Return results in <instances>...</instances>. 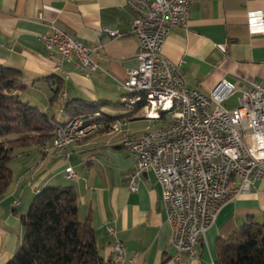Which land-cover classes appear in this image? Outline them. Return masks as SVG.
I'll list each match as a JSON object with an SVG mask.
<instances>
[{"label": "crops", "instance_id": "obj_1", "mask_svg": "<svg viewBox=\"0 0 264 264\" xmlns=\"http://www.w3.org/2000/svg\"><path fill=\"white\" fill-rule=\"evenodd\" d=\"M256 9H264V0H192L187 27L172 29L161 53L177 66L189 87L208 94L222 80L233 85L235 92L222 102L224 107L233 108L241 91L248 90L252 82L264 90V33L252 34L246 24V13ZM133 18L125 0H0V64L20 70V79L27 87L19 97L30 89L26 102L54 120L57 110L69 114L63 121L55 120L57 123L71 118L64 107L67 101L117 103L101 108L109 122H98L99 130L70 144L67 158L53 150L44 153L38 144L15 150L13 180L0 197V212L6 219L21 207L22 216L36 190L72 185L77 217L88 219L94 228L103 264H110L114 239L107 232L110 225L124 245V264H213L218 238L229 237L249 219L264 224V175L252 189L222 205L205 240L196 246V258L185 253L173 258L175 250L159 184L151 171L137 173L129 152L119 144L124 123H117V119L127 120L125 131L135 134L146 131L151 123L142 111L139 114L120 103L126 93L121 83L127 71L138 66V43L130 34ZM49 21L85 45L98 47L101 58L94 60L100 69L85 76L73 62H66L62 65L66 76L56 73L40 39V34L48 31ZM104 26L125 35L111 37L102 31ZM56 86L59 92L51 99ZM44 141L51 143L52 138ZM69 166L75 174L72 177L65 170ZM14 245L11 236L0 240V262L10 258H4L1 249L11 252Z\"/></svg>", "mask_w": 264, "mask_h": 264}, {"label": "built area", "instance_id": "obj_2", "mask_svg": "<svg viewBox=\"0 0 264 264\" xmlns=\"http://www.w3.org/2000/svg\"><path fill=\"white\" fill-rule=\"evenodd\" d=\"M191 2L125 0V6L134 13L130 34L138 43V66L127 71L121 87L150 88L151 94L161 99V106H154V101L141 95H122L123 107L125 100L140 99V107L125 108L144 111L152 125L135 134L125 131L127 120L117 119V123H124L119 144L129 152L137 173L151 171L159 184L174 259L183 253L196 258V246L205 240L222 205L252 189L264 175V90L252 82L248 90L241 91L237 105L226 108L222 102L235 92L233 85L222 80L208 94L189 87L177 66L161 53L171 30L187 27ZM246 24L250 33H264V9L249 10ZM47 27L40 39L56 73L66 76L62 70L66 62H73L85 76L100 69L94 60L101 58L98 47L85 45L54 21ZM102 31L111 37L125 35L105 26ZM158 108H167V115L149 119V111ZM76 120L72 127L53 130L56 145L82 131L99 130V124L76 128ZM65 170L68 176L75 175L70 166ZM130 187L135 188L133 180ZM107 232L114 237L110 264H124L123 243L115 237L112 225L107 226ZM134 259L135 255L130 261Z\"/></svg>", "mask_w": 264, "mask_h": 264}, {"label": "trees", "instance_id": "obj_3", "mask_svg": "<svg viewBox=\"0 0 264 264\" xmlns=\"http://www.w3.org/2000/svg\"><path fill=\"white\" fill-rule=\"evenodd\" d=\"M20 73L17 68L0 64V197L12 179L10 164L15 150L33 144L41 146L53 137L57 126L75 116L106 124L110 118L101 113V108L117 105L105 100H70L64 107L71 118L57 123L37 106L20 100L19 93L27 87ZM58 92L56 86L51 99ZM38 190L27 213L20 217L21 243L3 264H103L94 228L88 219L81 221L77 217L74 187L46 186ZM213 264H264V224L249 219L229 237L218 238Z\"/></svg>", "mask_w": 264, "mask_h": 264}, {"label": "bare ground", "instance_id": "obj_4", "mask_svg": "<svg viewBox=\"0 0 264 264\" xmlns=\"http://www.w3.org/2000/svg\"><path fill=\"white\" fill-rule=\"evenodd\" d=\"M125 98H133L141 95L143 98H149V101H154V106H161V99H156V94H151L150 88H129L125 89ZM126 107H136L140 106V99H132V100H125ZM132 110V109H131ZM143 118L146 119V114L142 111ZM167 115V108H158V111H149V119H158V116H165ZM76 118L69 120L68 122L59 125L55 128L54 131H62V129H67L68 127H72L73 122ZM97 123L93 121H85L83 119L76 120V128H88L91 125H95ZM97 130H90V131H82L81 133L74 134L70 140L64 142L61 145H56L55 137L53 135L52 142L48 143L47 141L42 142L40 146V150L42 152L53 150L57 155L66 156L67 148L70 144L77 142L87 136L95 133ZM147 131V130H146ZM39 191V190H38ZM110 263V262H109Z\"/></svg>", "mask_w": 264, "mask_h": 264}, {"label": "rangeland", "instance_id": "obj_5", "mask_svg": "<svg viewBox=\"0 0 264 264\" xmlns=\"http://www.w3.org/2000/svg\"><path fill=\"white\" fill-rule=\"evenodd\" d=\"M31 92H32V90L27 89V91H25V93L20 95V100L23 101V102H26L28 97L32 94ZM136 112H139V114H141V112L138 111V110H136ZM68 116H69L68 113H61V112H59L57 110L56 113H55V120L56 121H63ZM75 117H80V116H75ZM159 123H160V121L158 120V121H156L155 125H157ZM148 124L152 125V123H149V122H148ZM145 129H146V127H145ZM89 136H91V135H89ZM39 146H40V144L38 145V148H39ZM46 152H49V151H45L44 153H46ZM53 153L55 154V152H53ZM55 156H57V155H55ZM12 180H13V175H12L11 182H12ZM11 182H10V184H11ZM30 203H28V206H27V209H26V213H27V211L29 209ZM22 213L23 212L21 210V207H19V208H16L15 214H12V212H11L9 214L10 215L9 217H7L6 219H3L2 213L0 212V240L4 241L8 236L13 237L14 240H15V245H14V248H13V250L11 252H10V250L8 248L6 250L3 249V248L1 249L2 251L4 250V252H5L4 255H6V256H4V258L11 257L13 255V253L16 251V249L19 247L20 243H21L23 227H22V224H21V221H20V217H21ZM4 261L6 262L7 259L4 260ZM4 261H1L0 264L5 263Z\"/></svg>", "mask_w": 264, "mask_h": 264}]
</instances>
